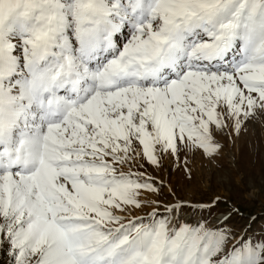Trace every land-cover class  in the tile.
Instances as JSON below:
<instances>
[{
    "label": "snow or ice",
    "instance_id": "6c2138e0",
    "mask_svg": "<svg viewBox=\"0 0 264 264\" xmlns=\"http://www.w3.org/2000/svg\"><path fill=\"white\" fill-rule=\"evenodd\" d=\"M262 118L264 0H0L4 264H264L235 208L133 211L145 163H213Z\"/></svg>",
    "mask_w": 264,
    "mask_h": 264
},
{
    "label": "rangeland",
    "instance_id": "374dc122",
    "mask_svg": "<svg viewBox=\"0 0 264 264\" xmlns=\"http://www.w3.org/2000/svg\"><path fill=\"white\" fill-rule=\"evenodd\" d=\"M225 142L228 143L226 139ZM185 161L193 169L191 181L186 179ZM139 171L157 185L163 182V186L160 195L144 193V198L156 203L133 210L135 215L146 216L155 209L162 216L174 215L180 223L203 219L215 225L222 222L228 210L235 208L240 215L227 227L234 228L238 234L246 231L249 236L264 240V118L255 127L249 126L235 149H227L223 158L213 163L200 152H189L182 153L179 159L167 157L160 168L145 163ZM216 197L220 198L219 207H213L209 213L202 206L212 204ZM178 203H182V210L167 211ZM6 259L0 252V264Z\"/></svg>",
    "mask_w": 264,
    "mask_h": 264
}]
</instances>
